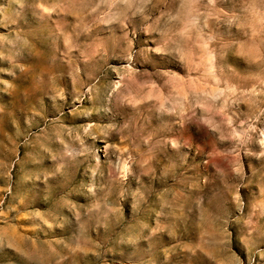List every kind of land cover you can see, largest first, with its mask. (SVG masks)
<instances>
[{
    "label": "rangeland",
    "instance_id": "374dc122",
    "mask_svg": "<svg viewBox=\"0 0 264 264\" xmlns=\"http://www.w3.org/2000/svg\"><path fill=\"white\" fill-rule=\"evenodd\" d=\"M0 264H264V0H0Z\"/></svg>",
    "mask_w": 264,
    "mask_h": 264
}]
</instances>
